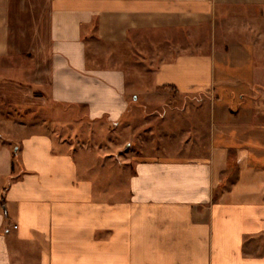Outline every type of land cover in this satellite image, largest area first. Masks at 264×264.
Returning a JSON list of instances; mask_svg holds the SVG:
<instances>
[{"label": "crops", "instance_id": "1", "mask_svg": "<svg viewBox=\"0 0 264 264\" xmlns=\"http://www.w3.org/2000/svg\"><path fill=\"white\" fill-rule=\"evenodd\" d=\"M246 21L264 25V0H0V107L45 117L0 120V264H264L255 49L216 43ZM200 37L212 42L188 53L181 39ZM163 39L159 53L176 55L152 82L196 103L172 113L192 138L160 158L103 155L116 146L97 134L134 133L133 63L120 61Z\"/></svg>", "mask_w": 264, "mask_h": 264}, {"label": "rangeland", "instance_id": "2", "mask_svg": "<svg viewBox=\"0 0 264 264\" xmlns=\"http://www.w3.org/2000/svg\"><path fill=\"white\" fill-rule=\"evenodd\" d=\"M247 22L248 21L240 23L238 28L235 27L236 25H231L232 27H229L228 29V32L230 33L228 34V37H226L227 31H225L222 26L223 29L218 33L219 36L216 37V43L218 44V41H221L222 44L225 45L226 42L231 41L234 43L238 42L239 44L246 46V48H248L250 45L251 47H254V59L256 61L254 66L256 70V81L258 84L257 87H259V89H263V92L261 93L263 94L264 87L262 88L261 85L264 84V75L259 74L264 73V25L261 22L259 23V21H251V23ZM260 24L262 25L261 28ZM181 40L184 42L182 43L183 46H186L185 43L189 44L188 47L186 46L188 53L203 50L204 47L206 49V47L212 42V38L209 37H204V39L203 37L189 39L185 38ZM165 41L167 40L163 39L160 40V42L158 41L153 46H142L141 51L135 50L136 53H133L129 56L123 54L124 59L120 61L122 65L126 64L129 66V62L133 63V68L129 66L130 70L128 71V81L130 82L129 95L130 97L133 95H137L139 97L137 104L134 106L132 105L135 115L134 119L132 118L130 120V126L134 130V133L131 136L133 141L127 146V148L125 147V144L130 142L131 139L124 141V136L119 135L118 130L119 128L121 130L123 126L117 127L118 130L116 128L108 130L105 134L106 136L99 133L97 134L98 137H103L102 139L107 138L108 142L113 143L116 146L114 147L112 144H107L108 147L102 150H97L101 151L103 155H111L113 158L129 157V155L137 156L139 158H160V156L164 155L165 153L173 154V149L175 148L181 149V147H183L184 144L181 142V135L186 137L188 134L187 136L192 138V133L190 135L188 131H192V128L195 125L194 122H190L189 119L172 113L174 111L180 112L185 110L195 112L196 103L189 102V100L184 99L182 96L173 91L164 92L160 89H156L152 82L151 72L154 65H157L159 62L168 60L176 55V52L173 51L166 54L165 52L159 53V45L161 43H166ZM198 45L202 47L199 48L197 47ZM202 97L206 98V100H204L205 105L202 106L201 114L199 116L192 114V118L194 121H196V123H198L200 131L203 132L202 134H205L210 122L209 106L211 98L208 95H202L201 98ZM256 103L257 109L264 108V101H258ZM192 106L194 107V110H192ZM0 115L3 116L0 117V120L5 119L7 122L9 120V122L12 121L17 124L23 123L27 125L40 124V122L45 119L44 116L40 114L38 115L36 112L31 110L25 111L23 109L9 106L0 107ZM174 115L176 116V119ZM172 118H174L176 121H173ZM32 127L33 126H31V128ZM87 131L88 130L85 129V132ZM128 132L129 131H127V133ZM183 133H185V135H183ZM1 135L3 139L10 140V142L15 145L16 141L13 137L8 134ZM71 136V142H73V144L76 146L78 145L77 142L80 144V142L88 141V135L85 137L83 134L80 136L78 134L77 139H73L74 135ZM99 141L100 139H95V142L98 145L100 144ZM123 141L124 143H122ZM176 152L177 153H175V155L180 157L181 153L178 151Z\"/></svg>", "mask_w": 264, "mask_h": 264}]
</instances>
